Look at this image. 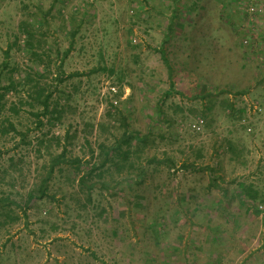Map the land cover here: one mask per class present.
<instances>
[{"label":"rangeland","instance_id":"obj_1","mask_svg":"<svg viewBox=\"0 0 264 264\" xmlns=\"http://www.w3.org/2000/svg\"><path fill=\"white\" fill-rule=\"evenodd\" d=\"M42 73L45 113L20 85ZM10 75L0 264H264V0H0ZM120 111L147 140L117 172Z\"/></svg>","mask_w":264,"mask_h":264},{"label":"trees","instance_id":"obj_2","mask_svg":"<svg viewBox=\"0 0 264 264\" xmlns=\"http://www.w3.org/2000/svg\"><path fill=\"white\" fill-rule=\"evenodd\" d=\"M20 31L23 34H26V44L28 47H33V41L35 38V29L33 26V23H28L26 21H23L20 27ZM16 41V40H15ZM69 52V50L67 51ZM32 55L37 56L40 60L42 59V54L37 52V51H32L31 52ZM162 56L165 57V51L162 50ZM46 74H43L41 76H39V78H32V77H25L24 76V80L22 81V83H20V85H25V89L27 91V94L29 97H31V99L35 102V104H37L39 107H41L43 109V112H47V110L49 109L50 105V100L53 96V91L47 86V83L43 81V77ZM11 78L9 79V83L6 84H0V108L2 107V102H3V98L5 96V94L12 90V89H17V86L15 85V80L13 79L12 75H10ZM1 82V81H0ZM32 82V83H30ZM30 83V84H29ZM28 86V87H27ZM169 93L166 92L165 96H167ZM57 105L58 103L56 102L54 104V107L56 109L57 112L59 110H57ZM10 108L12 109H16L15 104L11 105ZM120 116H121V124L125 125V129L123 131V134L120 138H116L115 143L110 146L111 149L110 151L107 153V155H105V157L102 159V165H106L107 163H110L111 166H113L115 168V170H117V172H122L125 168L130 167V168H135V164L134 162L130 159L132 152H135V149H132L135 146H139L140 143H145V141L147 140V134H143L142 132H139L137 130H131L129 128L128 125V117L125 116L123 114V112H119ZM37 115L39 116L40 113H37ZM39 123L41 124L42 121L39 120ZM9 130H14L17 131L19 133H21L20 131H18L15 123L9 119V117H4V119L0 120V134L1 133H6ZM138 138V139H137ZM59 139V138H58ZM137 140V141H135ZM136 143H135V142ZM123 143L128 145L126 149H123ZM105 147L104 144L102 146L101 152L100 154H104ZM61 158L65 157V152H62L60 155ZM148 160H154L156 159V157H151V158H147ZM169 161L174 164V160L169 159ZM58 163V160H54L53 162H51L50 165V171H49V175L46 176L44 179H42V185H45L48 182L49 176L51 175V173L54 170L55 165ZM141 168L144 166L143 163H140ZM183 166L185 167H193L195 166V162L192 163H188L185 162L183 163ZM97 165L93 164L92 168L89 170V173L86 175H83L80 178V181L82 183H85L86 179L91 176V174L94 173L95 169H97ZM130 171V170H129ZM241 188L244 192L247 193V195L251 198V199H256L257 195L254 194L253 192L250 191V189L252 190V186L251 185H246L245 183H240ZM242 201L245 202L244 199H242ZM248 205L251 206L252 210L256 213V214H262L263 215V221H264V211L260 210L258 208H255V205L252 203H248Z\"/></svg>","mask_w":264,"mask_h":264},{"label":"built area","instance_id":"obj_3","mask_svg":"<svg viewBox=\"0 0 264 264\" xmlns=\"http://www.w3.org/2000/svg\"><path fill=\"white\" fill-rule=\"evenodd\" d=\"M249 11L250 12H255L256 11V7L253 4H251L250 7H249ZM110 88L112 90V94H115L117 92L116 86H111ZM113 102L116 104L118 101H117V99H115V100H113ZM202 122H203V120L196 121L193 124V126L195 128H197V129H199L201 127Z\"/></svg>","mask_w":264,"mask_h":264}]
</instances>
